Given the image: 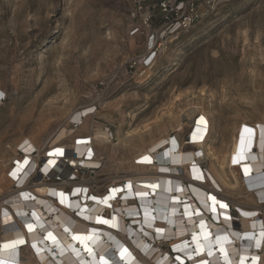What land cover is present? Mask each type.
<instances>
[{"label":"rangeland","instance_id":"1","mask_svg":"<svg viewBox=\"0 0 264 264\" xmlns=\"http://www.w3.org/2000/svg\"><path fill=\"white\" fill-rule=\"evenodd\" d=\"M160 3L0 0V89L5 93L0 103V239L5 198L14 189L11 172L25 138L43 151L49 145L73 149L78 136L92 137L97 165L81 176L102 183L95 194L134 180L138 171L130 165L136 160L148 173L140 176L146 178L141 183L156 188L161 178L153 168L172 140L183 151L203 150L202 167L223 192L241 194L248 163L235 164L230 157L234 139L244 137L242 127L249 125L255 143L261 137L264 146V0H168V11ZM192 6L196 12L189 28L167 29L188 16ZM93 106L84 125L69 119ZM193 107L200 110L190 117ZM201 117L208 131L203 147L202 142L190 144ZM100 128L109 131L113 145L119 130L129 133L131 145L116 146L111 155L110 144L95 136ZM254 150L261 151L257 143ZM141 152L147 160L136 156ZM220 164L229 184L217 178ZM180 174L190 183V167ZM16 224L29 232L17 218ZM32 251L23 248L22 258Z\"/></svg>","mask_w":264,"mask_h":264},{"label":"bare ground","instance_id":"2","mask_svg":"<svg viewBox=\"0 0 264 264\" xmlns=\"http://www.w3.org/2000/svg\"><path fill=\"white\" fill-rule=\"evenodd\" d=\"M0 93L1 99L5 93L1 89ZM199 110L193 107L188 116ZM90 115V108H85L75 111L69 119L79 126L84 125ZM200 123L190 144L202 142L203 147L208 131L205 120ZM96 130V138L105 145L110 144L111 155L117 152L116 146L131 145L129 133L119 130L118 143L113 145L108 130ZM242 132L245 136L235 137L230 157L235 164L247 161L248 165L244 166L241 194L231 197L236 204L255 206L257 197L264 200V146L261 147L259 137L256 143L261 151L254 150V127L244 125ZM86 137L78 136L79 141H75L73 149L49 145L46 152L30 138L18 144L26 153L15 158L11 172L14 189L5 198L8 206H3L1 223L5 229L0 239V264H18L21 260L22 264H179L185 260L190 264H258V247L264 245V215L255 216L257 212L240 207L242 215L238 226L234 225L227 206L229 195L209 175L208 169L201 166L203 150L183 151L172 140L171 146L163 151L164 159L158 154L160 163L153 168L152 174L161 178L156 188L141 183L146 178L140 176L148 173L140 171L138 165L142 162H136L130 165L138 171L134 180L108 185L103 193L95 194L101 190L102 183L70 181L73 166L96 168L94 140L91 137L88 144L82 140ZM56 149H62L72 163L65 164ZM251 154L256 155V162ZM136 156L145 160L143 152ZM38 158L43 160L39 168ZM185 167L191 170L190 183L179 177ZM220 170L217 178L229 184L224 164H220ZM57 176L60 182L48 181ZM93 184L97 186L96 191L91 190ZM202 184L205 187L208 184L209 190L200 189ZM67 185L71 186L70 191L65 190ZM247 186L254 191L248 192ZM241 197L243 202L238 200ZM247 197L251 198L250 202L245 201ZM140 200L143 204L138 203ZM263 208L259 205L254 209L261 211ZM16 218L29 232L16 224ZM105 220L109 223H102ZM168 240V246L183 255L178 257L179 261L173 259L171 248L158 247V241ZM26 247H31L34 253L22 258V250Z\"/></svg>","mask_w":264,"mask_h":264},{"label":"built area","instance_id":"3","mask_svg":"<svg viewBox=\"0 0 264 264\" xmlns=\"http://www.w3.org/2000/svg\"><path fill=\"white\" fill-rule=\"evenodd\" d=\"M168 3V0H161V3H160V6H162L163 7V10L164 11H168V9H169V5L167 4ZM175 9H177V10H181V8L177 5L176 7H175ZM191 10V11H190ZM194 12H196L195 11V8H194V6H192V8L191 9H189V11L187 12V15L188 16H185L184 18H180V19H178V20H174L173 22H171L170 23V25H168V27H167V29L168 30H171L172 31V33H178V32H180V31H182V30H185V29H187V28H189L191 25H192V23H193V21H194ZM156 54V52H154L153 54H151V55H149V57L147 58V59H149V58H151V57H154V55ZM5 99V94H4V96L3 97H1V99L0 100H4ZM89 109V108H88ZM96 109V107L95 106H93V107H91L90 108V114H93L94 113V110ZM75 124H77V123H75ZM82 140H85V141H87L88 142V144H90V142H91V137L90 136H87L86 138H84V139H82ZM79 141V138L78 139H76V142H78ZM17 153H18V155H25V153H26V150H24L23 148H21L20 147V145L18 146V148H17ZM35 151H37V149H35ZM50 152H48V154H49ZM36 154V153H35ZM37 155V154H36ZM62 158L65 160V164H68L69 163V165L72 163L71 161H69V159L71 158V157H66L65 156V153L63 152V155H62ZM41 161V162H40ZM42 162H43V160H42V158H38V168H39V165L40 164H42ZM136 162L137 163H140V161H138V160H136ZM15 164V163H14ZM201 166H202V164H201ZM83 169H85V168H83V166H78V167H76V165L75 166H73V170H74V172L72 173V175H73V178L71 177L70 178V181H73V182H77V183H81V182H83L84 180H83V176H81V174L83 173ZM204 169V168H203ZM39 170V169H38ZM206 170V169H205ZM40 175V174H39ZM38 175V176H39ZM15 180V179H14ZM48 181H58V182H60L61 181V178H60V176H57L56 178H54V179H48ZM30 182V181H29ZM127 184V183H126ZM125 184V185H126ZM93 188V187H92ZM247 191L248 192H250V191H254V188H249L248 186H247ZM246 194V193H245ZM255 194L257 195V191L255 190ZM241 199V200H240ZM228 200H229V203L227 204V206H228V211L230 212V215H231V217L233 218V222H234V225L237 227L238 226V223H239V218H240V216L242 215V213H241V211H240V207H245V208H247L248 210H249V212H257L256 213V215L255 216H262V215H264V208H263V210H255L254 208L256 207V206H259V205H261V206H263L264 207V200H261L260 198H258L257 197V205H252V204H245V203H238V204H236L235 203V199L233 198V197H231V196H229V198H228ZM238 200H240V201H242V197L241 198H238ZM243 202V201H242ZM246 209V210H247ZM128 221H132V219L131 218H129V217H127L126 218ZM169 242V240L168 241H163V242H157L158 244V247L159 248H161V249H163V250H168V249H170L171 250V252H172V254H173V259H175V260H178L179 261V256H183L181 253V255L178 253V252H176L172 247H170V246H168V243ZM154 244H156L155 242H154ZM258 264H264V245L263 246H260V247H258ZM173 259H171V261L173 260ZM179 264H190V262H189V260L188 261H184V262H181V261H179L178 262ZM126 264V263H125Z\"/></svg>","mask_w":264,"mask_h":264},{"label":"snow or ice","instance_id":"4","mask_svg":"<svg viewBox=\"0 0 264 264\" xmlns=\"http://www.w3.org/2000/svg\"><path fill=\"white\" fill-rule=\"evenodd\" d=\"M0 95H2V93H0ZM204 118L203 117H201V120H203ZM56 152L57 153H59L60 155H63V150L62 149H56ZM148 158L147 157H145V160H147ZM235 162V161H234ZM195 171V170H194ZM13 175H15L14 173H13ZM198 179L200 178V177H197ZM113 191H116V190H113ZM61 195H63V194H61ZM94 199V198H93ZM213 200H215V197H213L212 198ZM63 202V201H62ZM221 207H227L226 205H221ZM102 223H105V224H107V223H109L107 220H105V221H102ZM114 226V225H113ZM158 231H159V229H158Z\"/></svg>","mask_w":264,"mask_h":264},{"label":"crops","instance_id":"5","mask_svg":"<svg viewBox=\"0 0 264 264\" xmlns=\"http://www.w3.org/2000/svg\"><path fill=\"white\" fill-rule=\"evenodd\" d=\"M196 175H198V172H196ZM195 197V196H194ZM196 198V197H195Z\"/></svg>","mask_w":264,"mask_h":264}]
</instances>
